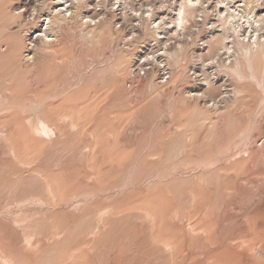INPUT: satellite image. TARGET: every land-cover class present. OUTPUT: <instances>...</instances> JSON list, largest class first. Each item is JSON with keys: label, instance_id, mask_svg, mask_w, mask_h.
Masks as SVG:
<instances>
[{"label": "rangeland", "instance_id": "rangeland-1", "mask_svg": "<svg viewBox=\"0 0 264 264\" xmlns=\"http://www.w3.org/2000/svg\"><path fill=\"white\" fill-rule=\"evenodd\" d=\"M175 1L43 43L41 1L0 0V264H264V69L231 70L218 0L151 39Z\"/></svg>", "mask_w": 264, "mask_h": 264}, {"label": "bare ground", "instance_id": "bare-ground-1", "mask_svg": "<svg viewBox=\"0 0 264 264\" xmlns=\"http://www.w3.org/2000/svg\"><path fill=\"white\" fill-rule=\"evenodd\" d=\"M40 1H41L42 6H45L47 10L45 11V13L41 15L42 18L45 16L43 24L46 25L45 29H41V33H40L43 37L41 38V41L43 43H48L52 41V39L50 38L51 35L49 31L58 32L59 30L63 28V25L67 21H70V20L77 21L79 25H81L88 31H90V29L92 30L98 27L94 23V20H93L94 17L87 14V12L89 11L88 9H86V5L89 0H40ZM122 1L118 0V2L122 3V4L119 3L120 4L119 6L121 5L125 6L128 4V2H131L132 0H122ZM175 2H177L178 8L176 12L174 13V17H172V19H169L171 26L164 27L166 22H163V21L156 22L155 19H149L151 26H152L150 27V33L152 35L151 39L155 40L157 39V37L160 38L159 35L162 29L164 28L169 29L171 27L173 30H176V28H178L179 30L186 31V29L190 28L191 26L196 24L198 21H203V19L207 17L205 14V11L207 10H205V8L202 7V4L204 3L203 0H181L179 2L178 0H176ZM205 2H207V0ZM216 2H217V7H218V12H216V14H218L217 19L221 25V28L224 30L225 33L227 32L229 33V31H231L233 34H235V37L237 39L236 45L238 47L237 50L239 51L238 53H240V57L235 58L233 67L230 66L231 70L235 72L239 78H241L243 76L242 74L244 73L243 69H246L249 71L250 73L249 75L252 77V79L254 80L257 79L258 78L257 76H259L256 73V71L258 72V70H256V68L258 69L257 65L261 64L262 69H264V40L260 38L262 35L260 37L258 36V34L260 33L259 31L264 30L262 29L263 28L262 26H264V12L257 11L259 8H261V6L259 7L258 5H256L257 4L256 2L259 3V1L257 0H218ZM168 8H171V7H168ZM169 11H172V10H169ZM196 12H199V16H201L199 19H196V16H198L196 15ZM201 13H203V15ZM152 14L154 13L151 12L149 14H146L145 16L151 18ZM219 23H218V26H219ZM93 25L95 26L92 28L91 26ZM210 28H212V26H210ZM223 30H222V33H223ZM241 36H243V39L239 40ZM246 38L247 40L246 42H244V39ZM230 40L232 39L230 38ZM224 41L225 40H223V42ZM229 41L228 40L227 42L225 41L226 43L225 44L223 43L222 45L224 51L228 54L229 52L235 50V49L231 50V47L227 45ZM181 46L179 50L173 51V53L168 52V50L167 51L164 50L163 53L167 55V58L172 59L175 63H178L180 60V56L182 57L183 55V54H180L183 51L182 50L183 48L181 49ZM18 49H19V46H18ZM223 49L221 48V50ZM182 53H185V51Z\"/></svg>", "mask_w": 264, "mask_h": 264}, {"label": "built area", "instance_id": "built-area-1", "mask_svg": "<svg viewBox=\"0 0 264 264\" xmlns=\"http://www.w3.org/2000/svg\"><path fill=\"white\" fill-rule=\"evenodd\" d=\"M263 1V0H262Z\"/></svg>", "mask_w": 264, "mask_h": 264}]
</instances>
